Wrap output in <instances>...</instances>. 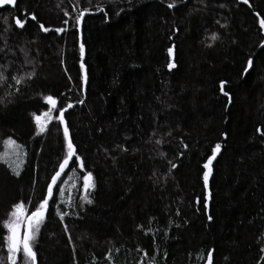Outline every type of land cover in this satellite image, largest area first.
<instances>
[{
    "label": "trees",
    "instance_id": "trees-1",
    "mask_svg": "<svg viewBox=\"0 0 264 264\" xmlns=\"http://www.w3.org/2000/svg\"><path fill=\"white\" fill-rule=\"evenodd\" d=\"M261 21L264 0L0 4V264L13 206L35 211L67 154L61 108L75 162L32 241L37 264H264Z\"/></svg>",
    "mask_w": 264,
    "mask_h": 264
},
{
    "label": "snow or ice",
    "instance_id": "snow-or-ice-1",
    "mask_svg": "<svg viewBox=\"0 0 264 264\" xmlns=\"http://www.w3.org/2000/svg\"><path fill=\"white\" fill-rule=\"evenodd\" d=\"M14 4L15 0H0V4ZM174 6V3H169L168 7L171 8ZM87 11V9H85L84 11H82L80 13L79 16L76 17L77 23H79L85 12ZM31 19L35 20L36 17L34 14L31 15ZM15 23L20 26L23 27L22 22L17 18L15 20ZM64 23H67V21H65ZM261 24L264 25V21H261ZM41 28L44 31H48L49 29L44 28L43 25H41ZM55 31L57 32H62L65 31V29L63 28H59L56 29ZM213 38H215V34H213ZM81 48V54H83V49H84V45L81 44L80 45ZM169 53H172V48L168 49ZM169 68L174 67V64L169 63L168 65ZM252 67V60L251 58H249V60L247 61V67H245L243 69V73H247L248 70ZM32 75V74H29ZM0 78H2V73H0ZM21 80L17 79V83H20ZM227 82L226 81H221L220 82V88L221 91L224 90V86ZM227 95V93H225ZM47 102L52 105L53 107H55L56 105V100L52 97V96H47L46 97ZM72 104L69 103L67 104V108H71ZM64 108L59 109V116L57 117V119L60 122L64 121ZM45 116H47V113H45ZM37 122L39 123L40 121V117L37 116L36 117ZM64 135L66 137H68L69 135V130L68 127L65 126L64 127ZM9 142L12 144H15V141H12L11 138H9ZM221 145L220 144H216L215 148L212 150V155L208 158L207 163L205 164V168L208 169L209 165L211 164L212 160L215 158L217 152L220 150ZM75 154V146L72 143L71 139H68V143H67V154L65 155V157L63 158L62 162L59 164V169L55 172V175H53L51 177V182L47 185V196L41 200V202L39 203V206L35 209V211H33L31 213L30 216L25 217L24 215V205L23 202L17 203L16 205L13 206V211L10 213V216L13 218L10 222H6V227L8 229V236L6 238L7 240V249H8V259L9 261H11V264H16V256L17 253H20L22 251V255H23V259L25 264H35L36 261V252L32 246V241L35 238L36 233L39 231V226L45 216V211L48 207L49 204V198L52 197L53 195V187L54 185H56L57 180L61 177V175L64 173L65 169L69 166L70 161H73V157ZM75 162V161H73ZM79 166L81 168L84 167L82 161L80 162ZM173 167H175V165H173ZM210 171V169H209ZM19 174V173H17ZM208 177H209V172L206 171L204 173V181L205 184H207L208 182ZM67 182V181H65ZM90 187H94V184L92 183V173L88 172L86 175L83 176V189L85 192H87V190ZM60 195L63 196L64 195V189L61 188L60 189ZM85 199H87V196H85ZM89 203H91V200H88ZM63 216V214H62ZM209 219H211V216H209ZM26 220V227H25V231L23 236H21V232H20V228H21V224L23 221ZM208 264H212L211 261V253H209L208 255Z\"/></svg>",
    "mask_w": 264,
    "mask_h": 264
},
{
    "label": "rangeland",
    "instance_id": "rangeland-1",
    "mask_svg": "<svg viewBox=\"0 0 264 264\" xmlns=\"http://www.w3.org/2000/svg\"><path fill=\"white\" fill-rule=\"evenodd\" d=\"M4 4H7V3H4ZM173 51V50H172ZM53 112H54V107L51 105V109L50 110H48V111H45L44 113H42V114H40V115H37V116H39L40 117V121H39V123L37 122V120H36V122H37V124H38V126H39V128L41 129V130H46L47 129V127L49 126V124H50V122H51V119H52V117H53ZM45 113H47V116H45ZM36 116V117H37ZM208 171V170H207ZM70 177V176H69ZM69 177L65 180V181H67V182H64L63 184H62V187L61 188H63L64 189V197L65 198H67V199H70L71 197H72V188H73V185L69 182L70 181V179H69ZM92 183L94 184V182H93V177H92ZM60 188V189H61ZM93 187H90L89 189H92ZM62 196V197H63ZM24 205V204H23ZM24 215H25V217H27L28 216V210H27V208H26V206H24ZM13 218H11V220H12ZM10 220V221H11ZM9 221V222H10ZM25 222H26V220L25 221H23L22 222V224H21V228H20V232H21V236H23V234H24V229H25ZM9 234V233H8ZM18 257H19V253H17V256H16V261H17V259H18Z\"/></svg>",
    "mask_w": 264,
    "mask_h": 264
},
{
    "label": "water",
    "instance_id": "water-1",
    "mask_svg": "<svg viewBox=\"0 0 264 264\" xmlns=\"http://www.w3.org/2000/svg\"><path fill=\"white\" fill-rule=\"evenodd\" d=\"M85 15V14H84ZM83 19H84V16H83V18H82V20H81V24H80V28L82 29V24H83ZM81 44H83V42L81 41ZM83 55H84V53H83ZM85 82H86V80H85ZM68 109V108H67ZM63 125L64 126H66V124H65V119H64V121H63ZM68 139H70V135H68ZM75 155V154H74ZM53 189H54V187H53ZM50 199V198H49ZM48 208V207H47ZM46 211H47V209H46ZM46 211H45V213H46ZM31 215V214H30ZM29 215V216H30ZM35 264H37V259H36V261H35Z\"/></svg>",
    "mask_w": 264,
    "mask_h": 264
}]
</instances>
